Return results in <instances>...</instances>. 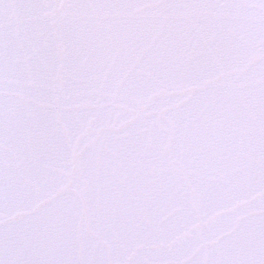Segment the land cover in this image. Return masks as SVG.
I'll list each match as a JSON object with an SVG mask.
<instances>
[{
	"label": "snow or ice",
	"instance_id": "6c2138e0",
	"mask_svg": "<svg viewBox=\"0 0 264 264\" xmlns=\"http://www.w3.org/2000/svg\"><path fill=\"white\" fill-rule=\"evenodd\" d=\"M0 264H264V0H0Z\"/></svg>",
	"mask_w": 264,
	"mask_h": 264
}]
</instances>
